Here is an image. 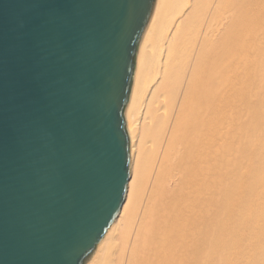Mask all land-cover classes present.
<instances>
[{"label":"bare ground","instance_id":"1","mask_svg":"<svg viewBox=\"0 0 264 264\" xmlns=\"http://www.w3.org/2000/svg\"><path fill=\"white\" fill-rule=\"evenodd\" d=\"M125 120V200L85 264H264V0H155Z\"/></svg>","mask_w":264,"mask_h":264},{"label":"water","instance_id":"2","mask_svg":"<svg viewBox=\"0 0 264 264\" xmlns=\"http://www.w3.org/2000/svg\"><path fill=\"white\" fill-rule=\"evenodd\" d=\"M155 0H0V264H85L130 177Z\"/></svg>","mask_w":264,"mask_h":264},{"label":"rangeland","instance_id":"3","mask_svg":"<svg viewBox=\"0 0 264 264\" xmlns=\"http://www.w3.org/2000/svg\"><path fill=\"white\" fill-rule=\"evenodd\" d=\"M224 185H225V184H223V186H224ZM228 187H229V186H228ZM228 187H227V188H228ZM222 188H225V187H222ZM223 202H226V201H223ZM224 256H225V255H224Z\"/></svg>","mask_w":264,"mask_h":264}]
</instances>
